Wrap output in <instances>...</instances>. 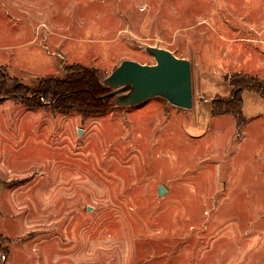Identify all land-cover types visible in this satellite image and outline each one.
<instances>
[{
	"label": "rangeland",
	"instance_id": "1",
	"mask_svg": "<svg viewBox=\"0 0 264 264\" xmlns=\"http://www.w3.org/2000/svg\"><path fill=\"white\" fill-rule=\"evenodd\" d=\"M146 48L191 63L192 112L0 101V264H264V99L241 129L211 114L264 82V0H0V70L29 88L156 65Z\"/></svg>",
	"mask_w": 264,
	"mask_h": 264
},
{
	"label": "trees",
	"instance_id": "2",
	"mask_svg": "<svg viewBox=\"0 0 264 264\" xmlns=\"http://www.w3.org/2000/svg\"><path fill=\"white\" fill-rule=\"evenodd\" d=\"M67 72L66 81L53 77L40 81L36 88H29L13 80L10 73L0 70V101L13 100L33 110L48 108L60 115L79 112L85 118L100 117L114 110L111 108L112 101L100 100L110 94L101 86L107 79L104 75L78 66ZM233 83L234 91L230 99L214 103L211 114L214 117L232 115L237 121V128L241 129L247 125L243 97L249 93L264 99V82L256 77L238 75Z\"/></svg>",
	"mask_w": 264,
	"mask_h": 264
},
{
	"label": "water",
	"instance_id": "3",
	"mask_svg": "<svg viewBox=\"0 0 264 264\" xmlns=\"http://www.w3.org/2000/svg\"><path fill=\"white\" fill-rule=\"evenodd\" d=\"M146 52L155 59L156 65L123 63L101 83L110 94L100 100L112 101L114 110L139 108L153 100H164L172 109L192 112L195 99L191 63L162 49L146 48ZM159 193L164 198L167 191L160 188Z\"/></svg>",
	"mask_w": 264,
	"mask_h": 264
},
{
	"label": "built area",
	"instance_id": "4",
	"mask_svg": "<svg viewBox=\"0 0 264 264\" xmlns=\"http://www.w3.org/2000/svg\"><path fill=\"white\" fill-rule=\"evenodd\" d=\"M3 261H7V259L0 254V263H3Z\"/></svg>",
	"mask_w": 264,
	"mask_h": 264
}]
</instances>
